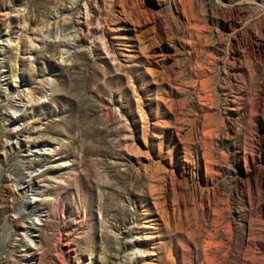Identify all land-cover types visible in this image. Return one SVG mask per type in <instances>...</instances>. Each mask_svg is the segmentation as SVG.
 I'll list each match as a JSON object with an SVG mask.
<instances>
[{
    "label": "rangeland",
    "instance_id": "374dc122",
    "mask_svg": "<svg viewBox=\"0 0 264 264\" xmlns=\"http://www.w3.org/2000/svg\"><path fill=\"white\" fill-rule=\"evenodd\" d=\"M262 50L264 0H0V264H264Z\"/></svg>",
    "mask_w": 264,
    "mask_h": 264
},
{
    "label": "bare ground",
    "instance_id": "6f19581e",
    "mask_svg": "<svg viewBox=\"0 0 264 264\" xmlns=\"http://www.w3.org/2000/svg\"><path fill=\"white\" fill-rule=\"evenodd\" d=\"M71 14H72V12H71ZM71 24L73 25V26H75L74 25V23L71 21ZM72 28H74V27H72ZM58 34V33H57ZM48 35H46V36H44V34H42V31H39L38 33H37V35H36V38H42V40L43 39H45L46 37H47ZM56 37H58L59 39L61 38V35L59 34V35H56ZM80 37V33L78 32V30L77 31H75V32H73L72 33V38H73V42L75 41V39H77V38H79ZM72 41V40H71ZM6 42L9 44L10 43V40L9 39H7L6 40ZM2 49H4L3 47H2ZM260 50V49H259ZM35 52V47H33L32 46V48L30 49V51H29V54L30 55H32L33 53ZM260 60L262 61V63H263V65H264V52H263V50H262V52H260ZM204 83V82H203ZM207 84V83H206ZM205 86V85H204ZM208 89V88H207ZM206 90V89H205ZM206 98V97H205ZM248 109H249V111H250V113H252V112H255L256 114H259L258 112L259 111H262L263 112V115H262V117L264 118V86H262V88H261V91H260V93H258V97H256L255 98V100H253V101H251L249 104H248ZM257 128H260V127H262V125H263V123L260 121V116H259V121L257 122ZM264 126V125H263ZM260 130V129H259ZM258 131V130H257ZM251 170V169H250ZM30 174H32V172H30ZM27 176V175H26ZM251 176V175H250ZM26 178V177H25ZM259 180V179H258ZM25 181H27V180H22V183L24 184L25 183ZM262 185H264V177L262 176L261 178H260V180L257 182V186L258 187H261ZM29 186V185H28ZM31 187H33V186H31ZM30 186L29 187H27V188H31ZM33 189V188H32ZM35 189V191H37V193H39L40 191H41V189H40V187H35L34 188ZM250 189H251V187H250ZM249 189V190H250ZM27 190V189H26ZM260 210V209H259ZM33 220V219H32ZM32 222V221H31ZM31 222H29V223H31ZM31 230H32V228H31ZM32 231H34V230H32ZM31 237H34V234H33V232H32V234H31ZM33 241V239H31V242ZM252 242V241H251ZM205 245H204V247H206L205 249H206V259H207V261H208V263L209 262H211L214 258H215V256H216V253L217 252H215L214 250H213V247L215 246L216 247V245H214L215 243H214V235L213 234H209L208 235V237H207V239L205 240ZM214 245V246H213ZM220 245V244H219ZM141 245H140V243L138 242V243H136V245H135V249L133 250V252H132V257H131V261L133 262H135V260H137L138 259V257H139V254H141V251H140V249H139V247H140ZM213 246V247H212ZM218 254V253H217ZM263 256H264V254H262ZM132 264V263H131ZM211 264H213V263H211Z\"/></svg>",
    "mask_w": 264,
    "mask_h": 264
}]
</instances>
